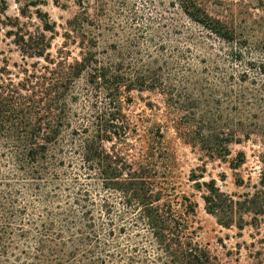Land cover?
I'll use <instances>...</instances> for the list:
<instances>
[{"label": "trees", "instance_id": "1", "mask_svg": "<svg viewBox=\"0 0 264 264\" xmlns=\"http://www.w3.org/2000/svg\"><path fill=\"white\" fill-rule=\"evenodd\" d=\"M78 6L82 12L67 21L56 59L46 14L36 13L40 27L32 31L18 18L12 24L0 20L11 28L6 36L22 59L36 60L15 64L19 70L12 75L0 58V264H221L196 241L189 219L194 204L179 202L159 170L162 142L149 148L144 162L130 161L117 146L136 133L126 114L133 91L163 96L178 136L207 159H227L230 145L247 141L250 133L223 122L195 93L204 81L193 82L195 72L186 76L187 61L197 60L190 50L169 45L159 32L145 47L141 36L129 42L115 24L106 29L114 41L101 48L96 25ZM182 11L231 41L220 22L196 6ZM69 44L77 46V57L65 52ZM244 162L239 152L229 168L236 171ZM204 173L193 172L189 180L205 189L204 209L220 225L242 230L243 215L255 222L264 214L259 193L236 201L214 180L199 184ZM235 183L241 185V178ZM260 184L264 188V172Z\"/></svg>", "mask_w": 264, "mask_h": 264}, {"label": "rangeland", "instance_id": "2", "mask_svg": "<svg viewBox=\"0 0 264 264\" xmlns=\"http://www.w3.org/2000/svg\"><path fill=\"white\" fill-rule=\"evenodd\" d=\"M80 2L98 29L95 32L100 36L101 48L114 41L106 29L115 24L123 30L119 34L125 33L129 42L141 36L145 47L150 37L160 34L169 45L188 49L197 56V60L187 61L186 76L191 77L189 73L195 72L197 79L192 77L193 82L198 83L201 78L207 86L202 82L200 87H195V93L211 102L210 106L219 111L223 122L248 131L249 139L230 145V156L225 160L207 159L178 136L163 96L158 92L133 91L126 114L134 123L136 133L125 146L117 147L130 161L144 162L149 148L162 142L164 152L157 158L159 170L166 173L179 202L186 198L194 204V213L189 219L196 231V241L221 264H264V214L257 216L255 222L251 214L243 215L242 230L235 225L225 228L205 211L202 199L205 189H197L189 180L193 172L198 175L204 168L199 184L214 180L221 192L236 201L256 192L264 198L260 184L264 172V0H4V3L0 0V20L12 24L18 18L32 31L40 27L36 13L46 14L54 26V32L46 36L52 37L50 54L56 59L64 46L67 21L82 12ZM190 4L218 20L231 41L221 40L187 19L182 7ZM9 30L10 27L0 25V58L7 60L8 69L16 75L18 67H24L23 62L31 64L36 60L22 59L12 39L6 36ZM191 43H199L204 49L195 51ZM64 50L70 58L78 55L73 44ZM235 100L241 105H236ZM239 152L244 153L245 162L232 171L229 161ZM237 177L242 180L239 186L235 183Z\"/></svg>", "mask_w": 264, "mask_h": 264}]
</instances>
